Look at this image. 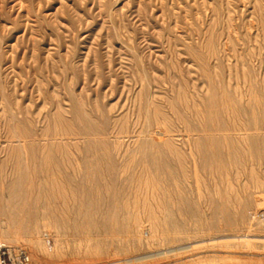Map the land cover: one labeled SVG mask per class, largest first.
I'll list each match as a JSON object with an SVG mask.
<instances>
[{
  "label": "rangeland",
  "instance_id": "1",
  "mask_svg": "<svg viewBox=\"0 0 264 264\" xmlns=\"http://www.w3.org/2000/svg\"><path fill=\"white\" fill-rule=\"evenodd\" d=\"M253 114L264 0H0V243L28 264H264Z\"/></svg>",
  "mask_w": 264,
  "mask_h": 264
},
{
  "label": "bare ground",
  "instance_id": "2",
  "mask_svg": "<svg viewBox=\"0 0 264 264\" xmlns=\"http://www.w3.org/2000/svg\"><path fill=\"white\" fill-rule=\"evenodd\" d=\"M183 54V53H182ZM188 63V62H187ZM186 63V64H187ZM123 68V67H122ZM124 69V68H123ZM158 74H159V72H158ZM161 76V75H160ZM85 79V78H84ZM91 81V80H90ZM128 81V80H127ZM192 81V80H191ZM166 85V84H165ZM177 85V84H176ZM178 85H179V83H178ZM83 89V88H82ZM161 96V95H160ZM209 97V96H208ZM214 97V96H213ZM254 97V96H253ZM209 99V98H208ZM255 99V98H254ZM78 100V99H77ZM253 100V99H252ZM252 102V101H251ZM83 103V102H82ZM210 103V102H209ZM147 104H148V102H147ZM146 104V105H147ZM148 106V105H147ZM230 106V105H229ZM228 106V107H229ZM256 105H254V107H255ZM149 107V106H148ZM210 107V106H209ZM208 107V108H209ZM179 108V107H178ZM251 108V107H250ZM60 109V108H59ZM147 110H148V108H146ZM210 109V108H209ZM252 109V108H251ZM146 110V111H147ZM233 110H235V109H233ZM244 110V109H243ZM185 111V110H184ZM68 112V111H67ZM148 112V111H147ZM146 112V113H147ZM204 112H206V110L204 111ZM29 113V112H28ZM243 113H244V111H243ZM148 114V113H147ZM185 114V113H184ZM202 114V113H201ZM213 114V113H212ZM217 114V113H216ZM214 115V114H213ZM228 115V114H227ZM136 116V115H135ZM134 116V117H135ZM146 116V115H145ZM217 116V115H216ZM229 116V115H228ZM257 116H258V114H253V126H252V129H254L256 132H262L263 131V133H264V124L263 123H260L261 121H259L258 119H257ZM86 117V116H85ZM138 117V116H137ZM57 118V117H56ZM55 118V119H56ZM58 118H59V116H58ZM136 118V117H135ZM154 118V117H153ZM212 118H215V117H213L212 116ZM54 119V118H53ZM188 119H190V117L188 118ZM60 120H61V118H60ZM56 121H58V120H56ZM147 121H148V119H147ZM147 121H146V123H147ZM155 121V120H154ZM205 121V120H204ZM211 121V120H210ZM217 121H218V119H217ZM161 122V121H160ZM195 122H196V120H195ZM219 122V121H218ZM15 123V122H14ZM64 123V122H63ZM149 123V122H148ZM181 123V122H180ZM229 123V122H228ZM161 124H163V123H161ZM201 124H202V122H201ZM227 124V123H226ZM3 125V124H2ZM135 125V124H134ZM204 125V124H203ZM84 126V125H83ZM185 126V125H184ZM220 126V125H219ZM13 127V126H12ZM103 127V126H102ZM214 127V126H213ZM149 128V127H148ZM201 128H203V127H201ZM198 129H200V128H198ZM204 129V128H203ZM248 129H251L250 128V126L249 125H244L243 127H241L240 128V130H248ZM5 130V129H4ZM148 130V129H147ZM184 130V129H183ZM182 130V131H183ZM195 130V129H194ZM55 131H56V127H55ZM54 131V132H55ZM202 131V130H201ZM216 131V130H215ZM228 131V130H227ZM230 131V130H229ZM148 132H149V130H148ZM184 132V131H183ZM189 132H190V130H189ZM196 132V131H195ZM204 132V133H203ZM202 133L203 134H206L205 133V131H203ZM208 132V131H207ZM218 132V131H217ZM226 132V131H225ZM249 132V131H248ZM4 133V132H3ZM15 132L13 131V134H14ZM161 133V132H160ZM181 133V132H180ZM186 133V132H185ZM193 133V132H192ZM197 133V132H196ZM209 133V132H208ZM216 133V132H215ZM250 133V132H249ZM77 134V133H76ZM162 134V133H161ZM172 134H174V133H172ZM183 134V133H182ZM210 134V133H209ZM208 134V135H209ZM213 134V133H212ZM224 134V133H223ZM222 134V135H223ZM229 134V133H228ZM80 135V134H79ZM84 135V134H83ZM113 135V134H112ZM117 135V134H116ZM136 135V134H135ZM139 135V134H138ZM163 135H165V134H163ZM162 135V136H163ZM169 135H171V134H169ZM216 135V134H215ZM9 136V135H8ZM151 136V135H150ZM188 136V135H187ZM224 136V135H223ZM245 136H246V134H245ZM19 137V136H18ZM73 137V136H72ZM79 137V136H78ZM152 137V136H151ZM205 137H206V135H205ZM16 138V137H15ZM44 138H45V136H44ZM101 138V137H100ZM187 138V137H186ZM206 139V138H205ZM222 139V138H221ZM31 140V139H30ZM182 140V139H181ZM11 141H12V139H11ZM18 142H19V140H17ZM163 141V140H162ZM200 141V140H199ZM205 141V140H204ZM112 142V141H111ZM208 142V141H207ZM137 143H138V141H137ZM206 143V142H205ZM246 143V142H245ZM21 144H23V143H20V145ZM19 145V144H18ZM19 145V146H20ZM217 144H215L214 143V147L216 146ZM23 147H24V145H22ZM247 149H249V150H251V149H253L254 148V144L252 143V140H250V141H248V143H247ZM20 149H21V147H19ZM24 149V148H23ZM108 149V148H107ZM218 149V148H217ZM82 150V149H81ZM219 150V149H218ZM83 151V150H82ZM146 151V150H145ZM189 151V150H188ZM228 151V150H227ZM247 151V150H246ZM20 152H21V150H20ZM64 152V151H63ZM258 152H259V150H258ZM22 153V152H21ZM20 153V154H21ZM110 153H112V152H110ZM215 153V152H214ZM24 154V153H23ZM68 154V153H67ZM237 154H239V153H237ZM263 154H264V152H263ZM141 155V154H140ZM186 155V154H185ZM125 156H126V154H125ZM247 158H249V160H251V161H255V156H254V154H253V151H249L248 152V154H247ZM262 156H264V155H262ZM26 157V156H25ZM111 157V156H110ZM209 157V156H208ZM246 157V156H245ZM22 158V157H21ZM131 158V157H130ZM134 157H132V159H133ZM145 158V157H144ZM176 158V157H175ZM261 157H257V159H260ZM243 159V158H242ZM119 160V159H118ZM135 160V159H134ZM146 160V159H145ZM220 160V159H219ZM193 161V160H192ZM203 161V160H202ZM27 161H25V163H26ZM110 162H111V160H110ZM34 163V162H33ZM133 163V162H132ZM182 163V162H181ZM147 163L145 162V165H146ZM178 164V163H177ZM184 164V163H183ZM76 165L77 166H81L80 165V163H76ZM143 165V164H142ZM203 165H204V163H203ZM25 166H26V164H25ZM30 166H32L31 164H30ZM29 166V167H30ZM138 166V165H137ZM184 166V165H183ZM186 166V165H185ZM21 167V166H20ZM111 167V166H110ZM24 169V168H23ZM26 169H28V168H26ZM123 170H124V168H122ZM188 169H190V168H188ZM80 170V169H79ZM28 171V170H27ZM82 171V170H81ZM112 171V170H111ZM145 171V170H144ZM150 171H151V169H150ZM194 171V170H193ZM122 172V171H121ZM117 173V172H116ZM189 173V172H188ZM59 174V173H58ZM112 174V173H111ZM124 174V173H123ZM70 175H72V176H80L81 175V172L80 171H77V169H73V170H71V167L69 166V165H65L64 167H63V169H62V173H61V176L60 177H62L63 179H65V180H68V178L70 177ZM117 175V174H116ZM28 176V175H27ZM99 176V175H98ZM25 177H26V175H25ZM135 177V176H134ZM174 180V179H173ZM58 181H59V179H58ZM134 181H136V180H134ZM151 182V181H150ZM156 183H157V180L155 181ZM194 182H196L195 180H194ZM20 183V182H19ZM113 183V182H112ZM133 183V182H132ZM21 184V183H20ZM60 184V183H59ZM148 184H149V181H148ZM145 185V184H144ZM142 187V186H141ZM162 187H163V185H162ZM152 188V187H151ZM2 189H4V188H2ZM115 189V188H114ZM134 189V188H133ZM140 189V188H139ZM165 189V188H164ZM116 190V189H115ZM180 190V189H179ZM56 191H57V188H56ZM156 191V190H155ZM16 192V191H15ZM18 192V191H17ZM54 192V191H53ZM166 192V194H167V191H165ZM114 193V192H113ZM138 193V192H137ZM149 193V192H148ZM17 194H19V193H17ZM139 194V193H138ZM151 194V193H150ZM137 196H139V195H137ZM157 196V195H156ZM168 196V195H167ZM114 197V196H113ZM138 198V197H137ZM113 200V199H112ZM167 201V200H166ZM24 203H25V201H24ZM130 204V203H129ZM165 204V203H164ZM25 205V204H24ZM130 206V205H129ZM128 206V207H129ZM29 210H30V208H28ZM114 210V209H113ZM138 210V209H137ZM27 229V228H26ZM17 236V235H16ZM19 238V237H18ZM10 240V239H9ZM30 240V239H29ZM26 264H28V262L26 263Z\"/></svg>",
  "mask_w": 264,
  "mask_h": 264
},
{
  "label": "built area",
  "instance_id": "3",
  "mask_svg": "<svg viewBox=\"0 0 264 264\" xmlns=\"http://www.w3.org/2000/svg\"><path fill=\"white\" fill-rule=\"evenodd\" d=\"M27 262H29V253L26 246L0 243V264H26Z\"/></svg>",
  "mask_w": 264,
  "mask_h": 264
}]
</instances>
